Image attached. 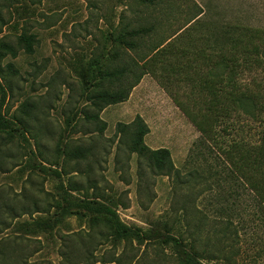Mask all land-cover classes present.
<instances>
[{
	"label": "rangeland",
	"instance_id": "rangeland-1",
	"mask_svg": "<svg viewBox=\"0 0 264 264\" xmlns=\"http://www.w3.org/2000/svg\"><path fill=\"white\" fill-rule=\"evenodd\" d=\"M113 3L122 8L119 16L135 19L133 28L150 30L146 42L168 38L201 14L171 39L156 63V78L143 75L126 101L98 114L106 123L100 133L84 113H96L86 94L103 76L97 67L110 61L100 56L99 19ZM234 23L264 27V0H0V264H176L163 245L114 243L104 223L91 226V212L77 203L94 195H102L130 228L163 233L165 224L173 235L190 237L204 264H264V210L172 102L169 93L184 100L187 85L161 72L168 63L186 61L182 52L217 44L220 28ZM20 33L33 36L31 52L17 44ZM118 49L123 58L137 57L124 45ZM89 60L93 70L86 67ZM136 117L148 127L145 146L169 151L171 175H159L129 151L127 133L126 139L116 133L117 124L130 125ZM224 121V140L249 139L244 115ZM14 126V133L36 135L37 143L22 136L6 143L2 133ZM64 143L88 148L90 156L63 160L58 153ZM73 167L81 171L74 177L67 174ZM62 168L66 174H54ZM61 181L75 190L65 194L68 200L61 197ZM93 184L96 191L87 188ZM55 218L65 226H54L49 235H21L11 226Z\"/></svg>",
	"mask_w": 264,
	"mask_h": 264
},
{
	"label": "trees",
	"instance_id": "trees-1",
	"mask_svg": "<svg viewBox=\"0 0 264 264\" xmlns=\"http://www.w3.org/2000/svg\"><path fill=\"white\" fill-rule=\"evenodd\" d=\"M200 14L201 12L195 14L168 38L151 39L149 42H146L149 29L133 28L135 19L120 15L121 21L116 27L115 34L110 33L103 37L104 45L100 56L110 59V64L107 63L102 70L97 67L96 72L103 76L95 88L86 94L88 107L94 109L96 113L93 115L84 113V116L89 121L98 122L100 133L106 128V123L101 121L98 114L109 105L126 101L143 75L151 74L156 78L154 72L156 63L167 55L166 47L171 39L191 26ZM219 35L221 38L218 39L217 44L193 47L188 52L186 50V53L185 51L181 53L182 57L186 55V61L181 64L177 61L168 63L161 68V72L171 73L172 77L176 74L174 79L182 80L187 85L188 91L183 94L184 100L178 93H169L172 102L200 135L214 144L219 155L225 158L233 176L239 179L242 186L252 195L253 200H256L264 210V27L234 23L220 28ZM17 44L23 45L25 51L31 52L33 36L20 33L17 36ZM122 45L128 50H135L137 57L123 58V55L118 52L120 51L118 48ZM10 50L13 51L12 48ZM137 59L142 61L141 65H138L140 60ZM115 61L118 65L113 66L112 63H116ZM94 66L95 63L89 60L86 67H91L93 70ZM178 72L181 75L179 79ZM244 75H247L248 79L243 78ZM104 79L107 81L105 85L102 84ZM241 115H244L249 139L247 141L224 140L223 138L229 135L225 133L228 125L224 123V120L232 117L239 118ZM13 120L17 122L18 119ZM3 122L7 123V121ZM16 129L17 126L8 128V133H2V139L9 143L15 137L22 136L24 141L32 138L37 143L36 135L14 133ZM115 130L125 139L127 133L131 153L146 159L159 175H171L173 165L169 151L166 148L149 150L145 146L143 137L148 133V127L140 117H136L130 125L117 124ZM90 151L88 148L70 147L64 143L58 156L63 160L65 158L78 163V160H84L90 156ZM38 155H41L40 151ZM55 164L57 163L51 165ZM63 168L60 171L54 170V174L58 176L66 174ZM68 172L67 174L74 177L81 171L73 167ZM68 185L69 183L64 185L62 181L59 185L61 197L64 200H68L65 197L68 191H75L69 189ZM87 188L97 190L94 184ZM104 199L102 195H94L91 199L86 198L77 204L91 212L89 218L91 226L104 223V227L109 231L107 237H112L114 243L127 240L135 241L139 246L147 244L165 246L164 249L170 252L167 256H170L176 264H204L202 262L205 259L204 255L196 251L190 237L173 235L171 228H167L165 224L162 228L163 233L156 231V227L146 231L130 228L120 222ZM60 209L61 216L64 217L67 207L62 206ZM11 226L21 235L42 236L51 234L50 231L54 226L65 225L61 218H55L53 221H37L30 225L16 220ZM229 227L230 225L225 224L223 228L225 239ZM204 252L202 251L203 254ZM210 260L212 259L209 258Z\"/></svg>",
	"mask_w": 264,
	"mask_h": 264
},
{
	"label": "crops",
	"instance_id": "crops-1",
	"mask_svg": "<svg viewBox=\"0 0 264 264\" xmlns=\"http://www.w3.org/2000/svg\"><path fill=\"white\" fill-rule=\"evenodd\" d=\"M111 9L113 10V12L110 14ZM121 10L122 8L120 5L113 3L111 6L108 7V11L105 14L106 17L99 19V21L101 22L100 31L103 37L106 36V34H115L116 27L119 26V22L121 21L119 16V12H121Z\"/></svg>",
	"mask_w": 264,
	"mask_h": 264
}]
</instances>
